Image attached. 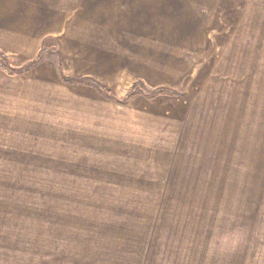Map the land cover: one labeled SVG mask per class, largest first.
I'll return each mask as SVG.
<instances>
[{"label":"rangeland","instance_id":"obj_1","mask_svg":"<svg viewBox=\"0 0 264 264\" xmlns=\"http://www.w3.org/2000/svg\"><path fill=\"white\" fill-rule=\"evenodd\" d=\"M16 1L33 16L0 36V264H264V0H212L186 72L155 56L170 36H106L170 0ZM236 36L256 42L220 64Z\"/></svg>","mask_w":264,"mask_h":264},{"label":"crops","instance_id":"obj_2","mask_svg":"<svg viewBox=\"0 0 264 264\" xmlns=\"http://www.w3.org/2000/svg\"><path fill=\"white\" fill-rule=\"evenodd\" d=\"M12 1L16 0H0V36H18L19 18L20 23L25 26L28 23L32 24L31 20L27 21L28 17L33 16L31 9ZM170 2L167 16L162 15L161 11L158 12L161 15L157 13L145 20L147 18L139 15L141 12L133 11L126 18L122 16L120 19H109L106 22V36H170L169 41L164 39L162 42L155 38L152 49L156 52L159 50L155 56H169L172 61L170 70L189 71L205 52L207 30L216 12L217 3L212 0H170ZM139 7L141 5L138 9ZM256 18L262 19V16L258 15ZM255 39L256 36L234 37L229 47L223 51L220 64L224 61L226 63L228 59L239 63L238 58L243 57V47L247 50V45L254 44ZM246 41L250 43L246 45ZM262 45L264 48V44ZM220 66L223 68V65Z\"/></svg>","mask_w":264,"mask_h":264}]
</instances>
